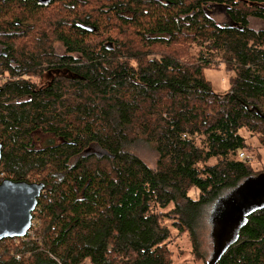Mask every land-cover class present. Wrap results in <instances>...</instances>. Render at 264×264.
I'll use <instances>...</instances> for the list:
<instances>
[{
  "label": "trees",
  "instance_id": "obj_1",
  "mask_svg": "<svg viewBox=\"0 0 264 264\" xmlns=\"http://www.w3.org/2000/svg\"><path fill=\"white\" fill-rule=\"evenodd\" d=\"M249 17L264 22V0H0V180L44 184L26 236L0 242V264H173L170 214L201 258L202 209L261 175L238 134L264 144V29ZM218 62L233 72L223 94L202 76ZM43 73L45 85L32 81ZM38 131L53 138L37 149ZM133 134L156 169L126 149ZM90 145L104 155L85 156ZM206 264H264V208Z\"/></svg>",
  "mask_w": 264,
  "mask_h": 264
},
{
  "label": "rangeland",
  "instance_id": "obj_2",
  "mask_svg": "<svg viewBox=\"0 0 264 264\" xmlns=\"http://www.w3.org/2000/svg\"><path fill=\"white\" fill-rule=\"evenodd\" d=\"M208 13L215 23L219 25L227 23L224 8L222 6H209ZM248 22L249 28L252 30L259 31L264 29V22L258 18L249 17ZM106 33L113 38H121V35L116 28L112 29L108 27ZM153 50L160 53V51L164 49L156 46ZM172 50L175 49L172 48ZM56 52H62L59 45L56 47ZM185 53H187L186 59L193 61L196 57L197 51L196 49H191ZM48 76V73H43L41 77H33L32 81L36 82L38 85H45L50 81ZM202 76L205 81L209 83L210 88L214 93L223 94L230 88L233 72L227 71L223 63L218 62L203 69ZM238 134L243 137L246 143L251 147V151L246 150L245 154L249 156V164L252 170L258 174H264V144L259 142V136L244 129H240ZM132 136L135 137L126 146V149L138 157L146 164V166L153 170L156 169L158 155L155 150L140 135L133 134ZM52 138L51 135L43 134L40 131L32 134L34 146L37 149L42 147L44 143ZM54 141L55 143H58L57 139H54ZM87 149H89L87 152L86 149L83 151L85 156L93 155L101 157L104 155V152L94 145H90ZM94 158L95 157H92L91 161ZM258 176L259 175H254L243 179L236 187L226 190L220 197L210 203V205H207L202 209V217L196 228V253L198 252V255L201 256V258L195 254L188 233L185 231L180 232L175 227L173 219H176L174 218V215L170 214L169 218L164 219L163 225L166 226L169 232V238L165 242V245L169 258L173 264H206V262L216 259L223 250L236 239L237 231L244 222V217L241 216L234 220L232 215L234 205L241 195L249 189L250 184L258 179ZM188 196L193 200H197L198 191L195 188H191L188 191ZM170 209L164 210V213H168Z\"/></svg>",
  "mask_w": 264,
  "mask_h": 264
},
{
  "label": "water",
  "instance_id": "obj_3",
  "mask_svg": "<svg viewBox=\"0 0 264 264\" xmlns=\"http://www.w3.org/2000/svg\"><path fill=\"white\" fill-rule=\"evenodd\" d=\"M85 29L93 31L91 27H85ZM1 154L2 145L0 143V159ZM43 191L44 184L42 183L0 180V242L26 236L31 227L32 212ZM261 208H264V174L259 175L258 179L254 180L249 189L237 200L232 215L234 220L241 216L245 220L247 215ZM213 261L214 259L209 263Z\"/></svg>",
  "mask_w": 264,
  "mask_h": 264
},
{
  "label": "flooded vegetation",
  "instance_id": "obj_4",
  "mask_svg": "<svg viewBox=\"0 0 264 264\" xmlns=\"http://www.w3.org/2000/svg\"><path fill=\"white\" fill-rule=\"evenodd\" d=\"M224 14H225V9H224ZM225 17H226V19H227V23L231 24L230 21H229V19H228V17L226 16V14H225ZM83 27L85 28V27H87V26H83Z\"/></svg>",
  "mask_w": 264,
  "mask_h": 264
},
{
  "label": "built area",
  "instance_id": "obj_5",
  "mask_svg": "<svg viewBox=\"0 0 264 264\" xmlns=\"http://www.w3.org/2000/svg\"><path fill=\"white\" fill-rule=\"evenodd\" d=\"M239 156H240L241 158H243V157H244V154H243V153H240Z\"/></svg>",
  "mask_w": 264,
  "mask_h": 264
}]
</instances>
